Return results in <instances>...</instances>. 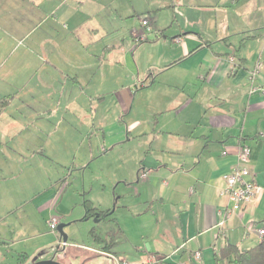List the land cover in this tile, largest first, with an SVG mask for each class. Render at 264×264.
<instances>
[{
	"label": "crops",
	"instance_id": "0c3cea01",
	"mask_svg": "<svg viewBox=\"0 0 264 264\" xmlns=\"http://www.w3.org/2000/svg\"><path fill=\"white\" fill-rule=\"evenodd\" d=\"M140 33L146 40L136 42ZM254 70L253 85L264 86V0H0V98L13 103L20 87L29 90L26 111L8 115L0 127V184L23 173L15 166L67 164L86 132L103 153L129 144L114 174L123 190L113 208H120L119 219L150 216L161 232L146 253L127 249L119 227L104 239L114 243L109 253L83 250L112 264L156 257L164 264H216L213 247L224 241L248 250L261 241L252 230L264 229V94L250 93ZM241 148L250 150L251 179L263 192L220 227L219 211L231 207L222 177L236 167ZM92 156L72 160L81 169ZM65 176L57 175V194L39 192L32 203L41 200L36 208L74 224L85 209L73 215L57 205ZM9 247L0 241V258L13 254ZM184 249L193 250L189 257L180 255Z\"/></svg>",
	"mask_w": 264,
	"mask_h": 264
},
{
	"label": "rangeland",
	"instance_id": "374dc122",
	"mask_svg": "<svg viewBox=\"0 0 264 264\" xmlns=\"http://www.w3.org/2000/svg\"><path fill=\"white\" fill-rule=\"evenodd\" d=\"M145 18L139 15L135 20L141 21L142 19L145 20ZM10 87L11 89L6 87L8 88L6 89L7 91H3L8 92L10 95L15 93L13 92V87ZM29 89L34 91L37 87L32 86ZM28 92L29 90H23V87H20L18 92H16L20 95L13 103H10L13 97L0 98V114L5 110L3 112L5 114L0 117V127L7 123L8 115L13 116L17 112L26 111L27 106L25 103L29 96ZM108 106L110 108L113 107V101ZM105 108L103 115L105 114ZM83 134L84 136L81 134L82 139L80 141L84 139L85 145L82 148L72 149L69 152L67 164H59L56 161L40 163L36 162V160L21 167L15 166V169L21 168L23 173L14 179L6 180L0 184V241H4L10 245L11 247L9 248L13 253H9V255L6 253L5 258H0L4 259L3 264L15 263L19 254L25 252L29 256V264H33L34 258H37L38 261L54 260L59 264H112L107 260L101 259L96 254L83 250L87 246H94L96 248L104 246L103 243L95 242L91 232H95L104 240L110 235H118L117 227H119L125 234V237H121L120 240L126 241V245H128L127 249L131 247L130 244L135 245L140 250L139 253H146L148 247H151L152 240L157 238V232H161V230L159 231V225L151 222L150 216L132 219L128 214H123L124 218L119 219L120 214H122L120 208L116 211L113 208V201L118 198V193L123 190L122 184L118 183L117 179L115 180L116 176L114 174H119V171L122 169L123 165L119 161V158L128 149L129 144L122 146L121 149L108 150L107 153H103L101 143L95 141L94 138L91 140L86 132ZM59 135L57 134L56 137H59ZM73 136L75 135H70L66 138L70 139ZM88 141H91V150L89 149ZM47 142L52 144L54 141L47 140ZM46 150V152H50L49 147ZM83 153H91L93 161L79 169V159L73 161L72 158L74 155L79 156ZM9 165L10 163L6 164L5 167H9ZM66 172L69 175L65 176L68 187L62 195L63 200L57 204L58 206H66L67 210L73 212V215H77L84 201H89L94 208L100 211L107 210L110 207L109 202H111V215L100 219H97V217L86 220L82 219L78 220L77 223L68 224V222L64 221L62 215L55 212V210L47 214L42 209L36 208L37 203L41 201L37 200L32 203L37 193L52 190V195L57 194L60 183L58 180L61 178H57V175L61 176ZM114 189L116 190V196H113ZM130 197H128L129 200L131 199ZM51 217L58 219L60 223L58 227L63 226L61 229L57 227L54 233L49 231L47 224ZM116 218L118 226L115 224ZM11 234L15 236V241H7L11 237ZM36 236L38 238H35ZM64 236L67 237L66 247L61 245ZM209 242L211 244L213 241ZM36 248L38 249L36 250ZM211 249L212 245L207 247V257L209 260L212 259L213 249ZM185 250L187 249L181 250L183 253L180 252V255L183 254L189 257L188 252L193 250ZM0 264L2 263L0 262ZM221 264L226 263L222 262Z\"/></svg>",
	"mask_w": 264,
	"mask_h": 264
},
{
	"label": "built area",
	"instance_id": "2783aa9c",
	"mask_svg": "<svg viewBox=\"0 0 264 264\" xmlns=\"http://www.w3.org/2000/svg\"><path fill=\"white\" fill-rule=\"evenodd\" d=\"M141 26L146 27L147 22L141 21ZM146 40V35L144 33H140L136 35L135 41L142 42ZM231 61H234L231 59ZM257 71L254 70L249 74V83H250V93H254L257 90L264 94V86L257 87L254 86V80L256 79ZM250 161V150L248 148H241L237 153V165L230 173L224 175L222 177L224 182V188L221 191L223 197L227 199V201L231 204L230 208H226L222 211H219V216L221 220L219 222V226L222 227L224 225V221L235 212H241L244 207L256 199L262 192L263 188L258 186L252 179L251 174L248 168V164ZM147 176L146 173L142 175V178ZM58 219L55 217L49 218L47 224L49 231L54 233L58 226ZM253 232L257 233L258 237L262 240L264 238V229H253ZM61 245L66 247V242H62ZM215 251L218 250L217 246L213 247ZM194 258L196 260L200 259V253L197 252L194 254ZM120 264H127L126 262H121Z\"/></svg>",
	"mask_w": 264,
	"mask_h": 264
},
{
	"label": "trees",
	"instance_id": "16d2710c",
	"mask_svg": "<svg viewBox=\"0 0 264 264\" xmlns=\"http://www.w3.org/2000/svg\"><path fill=\"white\" fill-rule=\"evenodd\" d=\"M83 207L85 209L84 220L96 217V208L92 206L89 201L83 202ZM110 214H103L102 212L98 213L99 219L102 217H106ZM92 238L95 242L103 243L104 246L102 250L104 252L109 253L110 250L114 247L113 241H103L98 234L95 232H91ZM156 257V256H155ZM165 258L156 257L153 263H144V264H164ZM28 260L26 255L21 254L18 256V264H24ZM215 261L216 264H221L225 262L226 264H264V238L254 247L248 250H241L236 245L229 243L228 241H224L222 246L215 253Z\"/></svg>",
	"mask_w": 264,
	"mask_h": 264
},
{
	"label": "water",
	"instance_id": "95a60500",
	"mask_svg": "<svg viewBox=\"0 0 264 264\" xmlns=\"http://www.w3.org/2000/svg\"><path fill=\"white\" fill-rule=\"evenodd\" d=\"M96 217H98V214L96 215ZM63 226H59L58 229H61ZM67 241V237L64 236L63 237V242H66ZM33 264H59L57 262H55L54 260H45V261H38L37 258H34L33 259Z\"/></svg>",
	"mask_w": 264,
	"mask_h": 264
},
{
	"label": "flooded vegetation",
	"instance_id": "af4514ba",
	"mask_svg": "<svg viewBox=\"0 0 264 264\" xmlns=\"http://www.w3.org/2000/svg\"><path fill=\"white\" fill-rule=\"evenodd\" d=\"M99 216V215H98ZM97 219H99V217H97ZM103 240V239H102ZM104 241V240H103Z\"/></svg>",
	"mask_w": 264,
	"mask_h": 264
}]
</instances>
